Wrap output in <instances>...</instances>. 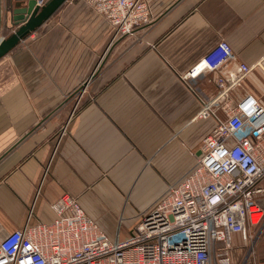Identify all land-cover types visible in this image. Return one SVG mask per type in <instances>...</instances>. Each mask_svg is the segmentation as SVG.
Returning <instances> with one entry per match:
<instances>
[{
    "label": "crops",
    "instance_id": "obj_1",
    "mask_svg": "<svg viewBox=\"0 0 264 264\" xmlns=\"http://www.w3.org/2000/svg\"><path fill=\"white\" fill-rule=\"evenodd\" d=\"M15 1L2 0V27ZM147 1L151 21L116 35L87 0H66L0 57V234L52 222L67 192L124 240L195 165L226 107L249 93L264 103L262 69L236 84L219 70L185 77L222 39L242 62L264 57V0ZM255 229L247 264H264Z\"/></svg>",
    "mask_w": 264,
    "mask_h": 264
},
{
    "label": "built area",
    "instance_id": "obj_2",
    "mask_svg": "<svg viewBox=\"0 0 264 264\" xmlns=\"http://www.w3.org/2000/svg\"><path fill=\"white\" fill-rule=\"evenodd\" d=\"M87 1L116 35L152 19L147 0ZM257 69L264 71V57L242 62L222 39L185 77L219 70L222 83L236 84ZM226 108L195 165L143 212L128 238L111 239L66 192L52 203V222L0 234V264H232V236L248 240L252 227L264 225V103L249 93ZM210 114L206 104L201 115Z\"/></svg>",
    "mask_w": 264,
    "mask_h": 264
},
{
    "label": "water",
    "instance_id": "obj_3",
    "mask_svg": "<svg viewBox=\"0 0 264 264\" xmlns=\"http://www.w3.org/2000/svg\"><path fill=\"white\" fill-rule=\"evenodd\" d=\"M66 0H16L7 6V21L4 27L2 0H0V57L9 52L21 39L50 18ZM10 13V18L9 14ZM9 22V23H8ZM16 28L5 36L7 30Z\"/></svg>",
    "mask_w": 264,
    "mask_h": 264
},
{
    "label": "rangeland",
    "instance_id": "obj_4",
    "mask_svg": "<svg viewBox=\"0 0 264 264\" xmlns=\"http://www.w3.org/2000/svg\"><path fill=\"white\" fill-rule=\"evenodd\" d=\"M45 2V0H44ZM256 233H258L257 229H255V227H252L251 228V234H252V238H248V242L246 244V246H242V242L245 243V240H243L242 237H238L236 238V244L238 246H236V250L234 251V253H232L233 251H230V255L234 254L235 255V261L232 260V264H247L248 263V254L251 253V251L253 250L252 248L255 246L256 244V239H257V235ZM242 244V245H241ZM248 245L249 246V249H250V252L248 253ZM246 248V249H245ZM233 250V249H232Z\"/></svg>",
    "mask_w": 264,
    "mask_h": 264
}]
</instances>
